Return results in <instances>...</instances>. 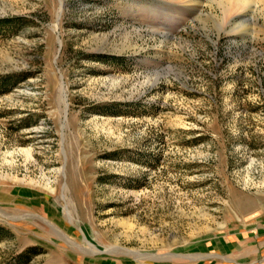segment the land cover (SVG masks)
Masks as SVG:
<instances>
[{
    "label": "rangeland",
    "instance_id": "374dc122",
    "mask_svg": "<svg viewBox=\"0 0 264 264\" xmlns=\"http://www.w3.org/2000/svg\"><path fill=\"white\" fill-rule=\"evenodd\" d=\"M256 12L0 0V264H264Z\"/></svg>",
    "mask_w": 264,
    "mask_h": 264
},
{
    "label": "bare ground",
    "instance_id": "6f19581e",
    "mask_svg": "<svg viewBox=\"0 0 264 264\" xmlns=\"http://www.w3.org/2000/svg\"><path fill=\"white\" fill-rule=\"evenodd\" d=\"M176 1H178L179 4L188 7L194 14H197L196 20L199 21L203 25V27H207L208 24L209 25L211 24L218 34L222 32L229 33L233 31L232 29L227 30L226 29L227 27L225 28V23H227V21H229L230 19L241 18L242 20V18L244 19L246 17L245 20H248V17H256L257 16L256 9L258 10L259 12L258 14L260 15V17L264 18V0H176ZM206 3L208 4L209 9L204 11L202 10V7H204V4ZM236 26L241 27V23L237 24ZM61 93L64 99L65 97L64 86L61 88ZM16 153H20L25 158L26 161L31 156V150L29 148H20L18 150H14L12 152H9L8 155L11 158L14 157V154ZM12 178H16V176H12ZM23 180H27V179L25 178ZM29 182L33 184L35 183L39 184L38 180L33 181L32 179H30ZM44 186L46 187V189L50 191L53 190L49 182H45Z\"/></svg>",
    "mask_w": 264,
    "mask_h": 264
},
{
    "label": "crops",
    "instance_id": "0c3cea01",
    "mask_svg": "<svg viewBox=\"0 0 264 264\" xmlns=\"http://www.w3.org/2000/svg\"><path fill=\"white\" fill-rule=\"evenodd\" d=\"M264 215V214H263ZM262 215V216H263ZM249 218H250V215H246V216H244V220H245V224L244 225H246V224H249L250 222L248 221L249 220ZM241 227V225H239V227L238 228H240ZM256 245H254V247L255 248H257V245H261L262 243H264V240H263V242L262 241H256ZM259 262L258 261H249L247 264H258Z\"/></svg>",
    "mask_w": 264,
    "mask_h": 264
},
{
    "label": "water",
    "instance_id": "95a60500",
    "mask_svg": "<svg viewBox=\"0 0 264 264\" xmlns=\"http://www.w3.org/2000/svg\"><path fill=\"white\" fill-rule=\"evenodd\" d=\"M61 7H62V2H60V8H59V10H58V14H57V21H58L59 16H60ZM56 23H58V22H56ZM62 83H63V82H62ZM63 86H64V83H63Z\"/></svg>",
    "mask_w": 264,
    "mask_h": 264
}]
</instances>
